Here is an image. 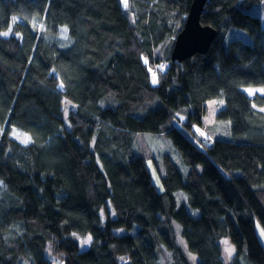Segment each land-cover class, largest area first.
<instances>
[{
    "label": "trees",
    "instance_id": "obj_1",
    "mask_svg": "<svg viewBox=\"0 0 264 264\" xmlns=\"http://www.w3.org/2000/svg\"><path fill=\"white\" fill-rule=\"evenodd\" d=\"M262 2L208 0L216 38L173 62L192 0H0V264H223L224 237L229 264H264ZM212 99L229 140L204 125ZM156 136L179 161L155 158Z\"/></svg>",
    "mask_w": 264,
    "mask_h": 264
},
{
    "label": "rangeland",
    "instance_id": "obj_2",
    "mask_svg": "<svg viewBox=\"0 0 264 264\" xmlns=\"http://www.w3.org/2000/svg\"><path fill=\"white\" fill-rule=\"evenodd\" d=\"M121 2H122V0H121ZM122 5H123V8L126 7L124 2H122ZM250 13L253 14V15H256V16H260L261 27L264 30V3L262 2L259 5H257L256 7L252 8L250 10ZM33 19L35 20V21L33 20L34 26H38V30L39 31L42 30V22L38 21V19H36V18H33ZM4 33H8V35H3L4 37L11 36V31L10 30L6 31ZM232 36L241 37L245 41L249 40L248 39L249 37H248V35L245 32L239 31V30H235V29H234V35H232ZM60 39H61V43H62L63 46H67L68 45L67 41L65 40L64 33L60 34ZM250 90H251V94H249ZM243 92L247 96L253 97L254 95H256L258 93L260 94L261 90H260V88L243 89ZM206 108H207V112H206V115H205L203 120H204V125H207L210 128L209 133L211 135H213L215 137H218V138H221L223 140H229V138H230L229 129H227L226 134H225V132L218 130V127L216 126V125H218L219 121L215 119V115L217 114V112L221 108H223V100H221V99H212L210 101H207ZM225 123H227V122H223V123L220 122V125L225 124ZM222 127H223V125H222ZM202 128L203 129H201L199 133L202 135L203 141H204V139H206L207 141H210V138L208 136L207 130L205 129V127H202ZM13 129H15V128L11 129V137L20 146L27 147L29 144H31V138H30V141L28 143H26V144L25 143H21V141L19 139H17L16 136L13 135ZM15 130L17 132H19V133L25 134L28 137H30L27 133H25L23 131H20L18 129H15ZM197 134H198V132H197ZM146 141H149V138H147ZM149 142L153 143V144H151V146H152V148H155V151H154L155 158L161 157L163 154H169L175 161H179L176 149L174 148V146L171 144V142L168 139L167 140H160L158 138V136H156V137H152ZM210 143H212V142H210ZM144 148H146L149 151H151L150 147L147 144H145ZM147 167H148L149 172L151 173L152 183L156 186L158 191H162L163 188H162L160 179H159L157 173L155 172V164L152 161H148ZM186 206H187V209L190 212H193L192 208H190L188 205H186ZM104 213H108V215L113 216L112 207H111V205L109 203H107V208L104 209V210H101V212H100L101 219L103 221H106L108 215L105 216ZM256 233H257V236H258L262 246L264 247V234H262V233H264V230L262 229V227H261V225L259 223L256 225ZM89 237L91 238L90 240H89ZM77 240H78L79 248L81 250L88 249V247L92 243V237L89 234L85 235L84 237L77 236ZM86 240L88 242L84 243V241H86ZM224 241H227L228 242L227 246H230L233 249L231 256H228V254L225 251L226 245H225ZM177 242H178V239H177ZM218 245H219V248H220V251H221V259H222L223 264H229L231 262L233 256H234V254H235L234 246L232 245V243L230 242V240L227 237L222 238L218 242ZM51 260L53 261V258H51ZM189 260H190L189 262H191L190 264H196V261L198 259H197V257L194 254L190 253L189 254ZM55 263L59 264V261L55 260Z\"/></svg>",
    "mask_w": 264,
    "mask_h": 264
},
{
    "label": "water",
    "instance_id": "obj_3",
    "mask_svg": "<svg viewBox=\"0 0 264 264\" xmlns=\"http://www.w3.org/2000/svg\"><path fill=\"white\" fill-rule=\"evenodd\" d=\"M208 0H192L188 14L172 47L173 62H183L195 54H205L217 32L210 26L201 24V14Z\"/></svg>",
    "mask_w": 264,
    "mask_h": 264
},
{
    "label": "snow or ice",
    "instance_id": "obj_4",
    "mask_svg": "<svg viewBox=\"0 0 264 264\" xmlns=\"http://www.w3.org/2000/svg\"><path fill=\"white\" fill-rule=\"evenodd\" d=\"M122 2L125 3V6H126V0H122ZM62 32L66 33L67 32V29H62ZM2 35H8V33H2ZM156 82V78H155V75H153V83ZM62 86V85H61ZM251 94V90H250V93ZM13 135L16 136L17 139H19L21 141V143H28L30 141V137H28L27 135L25 134H22V133H19L17 132L15 129H13ZM264 234V233H262ZM91 238L89 237V240ZM88 241H84V243H87ZM225 245H226V248H225V251L226 253L228 254V256H231L232 254V251L233 249L230 247V246H227L228 245V242L227 241H224Z\"/></svg>",
    "mask_w": 264,
    "mask_h": 264
},
{
    "label": "built area",
    "instance_id": "obj_5",
    "mask_svg": "<svg viewBox=\"0 0 264 264\" xmlns=\"http://www.w3.org/2000/svg\"><path fill=\"white\" fill-rule=\"evenodd\" d=\"M204 142H206V143H207L208 141H207L206 139H204Z\"/></svg>",
    "mask_w": 264,
    "mask_h": 264
}]
</instances>
